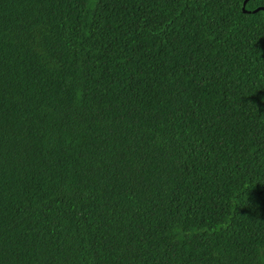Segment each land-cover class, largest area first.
<instances>
[{
  "label": "trees",
  "instance_id": "trees-1",
  "mask_svg": "<svg viewBox=\"0 0 264 264\" xmlns=\"http://www.w3.org/2000/svg\"><path fill=\"white\" fill-rule=\"evenodd\" d=\"M0 264H264V0H0Z\"/></svg>",
  "mask_w": 264,
  "mask_h": 264
},
{
  "label": "water",
  "instance_id": "water-1",
  "mask_svg": "<svg viewBox=\"0 0 264 264\" xmlns=\"http://www.w3.org/2000/svg\"><path fill=\"white\" fill-rule=\"evenodd\" d=\"M244 1H246V0H244Z\"/></svg>",
  "mask_w": 264,
  "mask_h": 264
}]
</instances>
